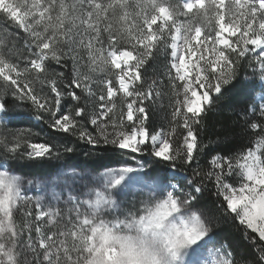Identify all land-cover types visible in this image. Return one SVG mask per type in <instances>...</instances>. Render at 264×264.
I'll list each match as a JSON object with an SVG mask.
<instances>
[{
	"label": "snow or ice",
	"instance_id": "6c2138e0",
	"mask_svg": "<svg viewBox=\"0 0 264 264\" xmlns=\"http://www.w3.org/2000/svg\"><path fill=\"white\" fill-rule=\"evenodd\" d=\"M0 264H264V0H0Z\"/></svg>",
	"mask_w": 264,
	"mask_h": 264
},
{
	"label": "rangeland",
	"instance_id": "374dc122",
	"mask_svg": "<svg viewBox=\"0 0 264 264\" xmlns=\"http://www.w3.org/2000/svg\"><path fill=\"white\" fill-rule=\"evenodd\" d=\"M227 35V34H226ZM194 61L196 58H192ZM166 61L163 59L157 60L155 63H158L159 66H155L156 72L155 75H159L160 72L163 70L162 66ZM194 71V70H193ZM191 74V73H190ZM154 73L149 70L147 74V79H151L153 77ZM259 91V89H257ZM255 98V97H254ZM168 100L165 97L163 100V104L165 105V108H167ZM255 103H259L258 99H255ZM168 113H170V109L167 108ZM167 113V114H168ZM167 122H165L163 125L166 126ZM27 125H18V127H24ZM161 125L158 126V128ZM36 131H40V128H36ZM45 132H49L51 130H48L46 126H44ZM37 142L43 143V139L38 140ZM126 151V150H122ZM72 157H66L63 160L56 161V160H48V161H39L32 165L34 167L36 165H42L39 170H31V172H28L26 174L21 169L19 170L18 174H21L25 176L28 179H32L35 183L31 186L30 190L28 191V195L32 196H43L46 200H51L53 192L62 193L66 196L67 189L66 185L64 184V180L66 179L64 177V172L69 170L70 168H76L78 171H88L91 173L89 176V181H91V177L94 176L97 172L103 171L105 167H122L124 166V162L127 161L131 166L135 167V161H131L126 156H108L104 159H96V158H85L84 155L81 152H77L76 154H73ZM138 155V154H136ZM69 184H71V181L69 180ZM39 185L40 187H37ZM78 187H82L80 182H77Z\"/></svg>",
	"mask_w": 264,
	"mask_h": 264
},
{
	"label": "trees",
	"instance_id": "16d2710c",
	"mask_svg": "<svg viewBox=\"0 0 264 264\" xmlns=\"http://www.w3.org/2000/svg\"><path fill=\"white\" fill-rule=\"evenodd\" d=\"M155 66H159L158 63H155ZM152 71V70H151ZM237 95H241L240 93H237ZM168 111L167 108H163L162 110H159L156 115L154 116V120H155V125L158 128L159 125L164 124L165 122H167L166 120V115H167ZM229 119H234V117H229L226 116L223 112H221L220 114H213L210 115L208 117V133L207 135H205L204 140L205 142H208L209 140H211L213 143L211 145L212 149H213V154L215 153H219V154H227L229 149L235 150L236 148V144H238L241 141V137L237 136L235 138V141L232 143H217L218 140V136L222 137V132H219L218 130L220 129V126L223 125H227L228 120ZM234 131L239 132L240 129L236 128L234 129ZM245 143H247V140H244ZM74 156L73 154H69L68 157H72ZM204 161L202 160V163ZM40 167H42V165H36L34 167V165L28 166V167H24L21 168V170L23 172H25L26 174H28V172H31V170H34L36 168V170H39ZM225 233L228 231L227 229L224 230Z\"/></svg>",
	"mask_w": 264,
	"mask_h": 264
}]
</instances>
